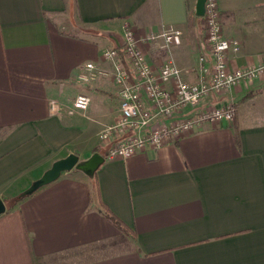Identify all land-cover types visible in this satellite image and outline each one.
Segmentation results:
<instances>
[{"label": "crops", "instance_id": "1", "mask_svg": "<svg viewBox=\"0 0 264 264\" xmlns=\"http://www.w3.org/2000/svg\"><path fill=\"white\" fill-rule=\"evenodd\" d=\"M218 3L224 35L240 42L229 52L231 68L262 63L264 0ZM195 5L0 0V199L7 205L0 264H264V77L199 104L233 102V122H206L158 149L116 159L106 158L110 144L99 134L121 113L117 85L77 80L88 62L113 69L103 51L123 47L129 24L156 72L172 58L188 81H198L213 53ZM170 27L182 32L170 50L162 39H145ZM116 28L121 37L97 32ZM79 94L92 99L85 113L51 111V100L70 104ZM72 152L80 159L99 152L106 161L95 177L73 169L19 198ZM103 203L129 227L130 246L129 234L123 246L122 232L102 215ZM113 240L117 247L104 243Z\"/></svg>", "mask_w": 264, "mask_h": 264}, {"label": "built area", "instance_id": "2", "mask_svg": "<svg viewBox=\"0 0 264 264\" xmlns=\"http://www.w3.org/2000/svg\"><path fill=\"white\" fill-rule=\"evenodd\" d=\"M205 9L206 42L213 53V65L198 81H188L172 58L156 72L129 24L124 26L122 51L112 48L103 52L112 70L88 62L78 73L77 80L86 85L101 78H113L117 85L121 113L99 134L101 140L110 144L106 158H127L142 149H158L197 131L206 122H233L237 110L233 102L205 107L199 104L211 93H224L237 84L252 85L264 77V60L258 65L231 68L229 52L238 51L240 42L224 35L218 0H207ZM145 39H162L164 48L170 50L181 44L182 32L164 28L160 33L148 32ZM91 103L89 95L79 94L70 104L53 99L50 108L55 114L75 115L85 113Z\"/></svg>", "mask_w": 264, "mask_h": 264}, {"label": "water", "instance_id": "3", "mask_svg": "<svg viewBox=\"0 0 264 264\" xmlns=\"http://www.w3.org/2000/svg\"><path fill=\"white\" fill-rule=\"evenodd\" d=\"M207 0H197L195 5V13L198 17L205 16V7ZM106 158L99 152L93 153L86 159H80V157L72 152L66 157L56 160L52 166L46 170L43 175L33 181V183L20 195L19 198H24L34 194L39 189L53 183L64 172L71 171L73 169L84 172L89 177H94L101 165L104 164ZM7 205L3 199H0V215L5 213Z\"/></svg>", "mask_w": 264, "mask_h": 264}, {"label": "trees", "instance_id": "4", "mask_svg": "<svg viewBox=\"0 0 264 264\" xmlns=\"http://www.w3.org/2000/svg\"><path fill=\"white\" fill-rule=\"evenodd\" d=\"M200 18H204V17H200ZM116 48L119 49L120 51H122V49H123L122 46H118ZM101 213H102V215L104 216V218L106 220H108L110 223H112L115 227H117L122 232V235H123L122 238L125 237V234L126 235L129 234L128 235V236H130V240L129 241L131 242L132 234L129 231V227L118 216H116L110 210V208L107 206V204L103 203V207L101 209ZM104 243L109 246L112 243V241L111 242L107 241V242H104ZM104 243H101V244H104ZM42 263H43V259H41V258L35 259V264H42Z\"/></svg>", "mask_w": 264, "mask_h": 264}, {"label": "rangeland", "instance_id": "5", "mask_svg": "<svg viewBox=\"0 0 264 264\" xmlns=\"http://www.w3.org/2000/svg\"><path fill=\"white\" fill-rule=\"evenodd\" d=\"M196 1H197V0H196ZM120 29H121V28H116V29H113V31H109V30H108V31H106V30H102V31H101V30H100V31H97V32H98L99 34H101L103 37H107V38H109V35H110L112 32L117 33V35H119V36L121 37L123 31H121ZM122 30H123V28H122ZM98 33H96V35H97ZM104 51H105V50H104ZM104 51H103V52H104ZM249 86H250V85H249ZM96 195H97V194H96ZM94 196H95V194H94ZM125 241H126V238L123 237V238H122L123 246H124V244L126 243ZM112 243H113V244H112V247H117L116 244H118V242L116 243V240H113ZM130 243H131V242H129V246L132 244V243H131V244H130ZM101 246H102V247H105V245H102V244H101V245H98L97 247H101ZM107 247H109V246H107ZM118 248L120 249L121 247H118Z\"/></svg>", "mask_w": 264, "mask_h": 264}]
</instances>
